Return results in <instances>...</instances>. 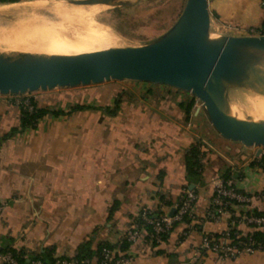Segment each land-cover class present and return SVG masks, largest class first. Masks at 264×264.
I'll list each match as a JSON object with an SVG mask.
<instances>
[{
    "label": "crops",
    "instance_id": "0c3cea01",
    "mask_svg": "<svg viewBox=\"0 0 264 264\" xmlns=\"http://www.w3.org/2000/svg\"><path fill=\"white\" fill-rule=\"evenodd\" d=\"M209 10L211 28L228 31L220 35L242 36L244 29L264 22V0H209ZM38 91L32 96L38 105L56 95ZM141 109L127 107L120 128L114 127L115 120L46 116L35 128L3 139L20 127L21 112L0 98V201L6 203L0 214V250L9 245L35 256L53 249L56 258L71 260L89 242L94 251L112 245L132 264H264V252L235 259L209 252L195 256L206 234L220 235L232 227L244 235L264 232V227L232 223L229 214L220 220L207 216L220 176L251 198L235 205L236 213L264 212L260 148L227 140L185 113L184 120H177L161 116L162 110L154 115ZM194 142L205 152L197 183L189 182L185 167ZM186 186L197 195L192 221L176 224L160 243L125 239L134 214L144 207L170 213Z\"/></svg>",
    "mask_w": 264,
    "mask_h": 264
},
{
    "label": "water",
    "instance_id": "95a60500",
    "mask_svg": "<svg viewBox=\"0 0 264 264\" xmlns=\"http://www.w3.org/2000/svg\"><path fill=\"white\" fill-rule=\"evenodd\" d=\"M67 3L107 4L113 8L132 5L116 0ZM210 28L209 0H186L174 25L142 46L106 47L71 55L0 52V94L18 95L111 80L166 85L201 101L211 126L223 138L259 147L260 153L264 147V120L227 108L223 91L227 83H234L264 95V35H220L212 39Z\"/></svg>",
    "mask_w": 264,
    "mask_h": 264
},
{
    "label": "rangeland",
    "instance_id": "374dc122",
    "mask_svg": "<svg viewBox=\"0 0 264 264\" xmlns=\"http://www.w3.org/2000/svg\"><path fill=\"white\" fill-rule=\"evenodd\" d=\"M116 1H130L132 5L119 8L107 4L73 5L67 3V0H22L13 4L0 3V27L11 28L18 34L7 41L0 40L2 46L0 52H18L7 49L17 47L70 54L103 47L142 46L167 32L177 21L186 2V0ZM225 33L228 31L215 27L210 29L212 39ZM243 34L242 36L253 35L252 28L244 29ZM263 57L261 58L264 59ZM38 92L41 91L23 95L32 97ZM45 92L47 93L42 94L56 95L46 97L44 104H37L39 107L68 111L75 104H83L96 108L58 118L50 114L47 120H115V128H120V124H124V110L127 107L139 106L142 108L140 111L147 109L154 115L162 110L161 116L165 118L175 117L177 120H184L185 115L179 111L177 103L192 96L170 86L134 80H111L73 88L58 87ZM255 94L253 90L234 83H227L223 91L225 102L246 115H251L252 112L247 97ZM12 97V94H0V98L7 103H11L9 101ZM117 100L120 101L117 113L115 115L104 113L106 108L114 109ZM189 120H204L211 126L201 102L195 105Z\"/></svg>",
    "mask_w": 264,
    "mask_h": 264
},
{
    "label": "built area",
    "instance_id": "2783aa9c",
    "mask_svg": "<svg viewBox=\"0 0 264 264\" xmlns=\"http://www.w3.org/2000/svg\"><path fill=\"white\" fill-rule=\"evenodd\" d=\"M253 35H264V29L252 28ZM11 103L25 110L32 111L35 106L31 103V98L26 95H16L10 98ZM199 102L196 99L195 105ZM202 105V103H201ZM193 108V109H194ZM201 161L204 157V150H201ZM264 155V147L261 148L259 158ZM214 192L210 198V209L208 210V218L220 220L224 215L229 214L234 224H247L257 228L264 227V214L256 215L250 210H244L236 213L234 208L237 204H248L251 201L250 196L242 193L234 185L231 180H225L220 176L213 183ZM197 199L194 190L185 187L174 206V213H162L152 208H141L131 218L130 224L125 233V239L130 243L142 242L146 239L154 243L162 242L164 236L168 234L176 224L186 222L188 217L192 221L193 206ZM6 203L0 201V214H2ZM124 238V237H123ZM202 252L214 253L222 259H235L243 253L254 254L264 252V242H256L254 239L238 240L233 242L230 233L224 232L221 236L215 234H206L202 243L196 249L195 256ZM59 264H90V259L78 261L59 260ZM101 264H132V258L121 250L115 248H104ZM0 264H21L20 261L10 251L0 253ZM28 264H42L40 260H32Z\"/></svg>",
    "mask_w": 264,
    "mask_h": 264
},
{
    "label": "trees",
    "instance_id": "16d2710c",
    "mask_svg": "<svg viewBox=\"0 0 264 264\" xmlns=\"http://www.w3.org/2000/svg\"><path fill=\"white\" fill-rule=\"evenodd\" d=\"M22 0H0L1 4H13L21 2ZM259 29H264V22L263 24L258 27ZM13 96H16L12 94ZM23 95V94H19ZM31 98V103L35 106V108L32 111L25 110L23 107H18L21 112V125L19 128L13 129L9 134H7L3 139H7L8 137L14 135L18 131H23L26 128H35L42 118L53 115L55 117L64 116V115H70L72 113L78 112V111H86V110H94V106L91 105H83V104H75L73 105L68 111L64 110H50V108L47 107H39L37 106V102L33 97ZM196 98L191 96L186 101H181L178 103V106L184 111V113L187 116V119L191 116L194 108ZM120 108V101L117 100L115 104V108L110 110L109 108L104 109V113L108 115H115L117 111ZM201 146L199 142H194L188 152L185 155V167H186V177L188 178L189 182L191 183H197V181L200 180L202 175V161H201ZM260 161L264 164V155L261 156ZM225 180H230L229 177H224ZM189 188V186H186ZM117 203L114 204L111 208V213L115 211L117 208ZM252 213L256 215H262L264 212H259L257 210H250ZM186 222H190V219L188 217L185 218ZM230 233L231 238L233 239V242H237L238 240H247L249 238L254 239L256 242H264V232L257 230L253 233L244 235L241 234L235 227H232L228 230ZM166 234L164 238L167 236ZM216 235V234H215ZM216 236H221L216 235ZM163 238V239H164ZM104 248H114L110 244H102L98 247L96 251L92 250L90 247V243L86 242L83 245H81L78 249V253L76 254L75 260H78L79 262L84 259H90V264H101L100 260L102 258V253ZM124 248V246H122ZM10 251L12 254L20 261L21 264H28L32 260H40L42 264H59L58 261L60 259L56 258L54 256V250H45L43 253L32 256L24 251L16 250L9 245L2 247L0 250V253ZM94 258H96V262H93ZM64 260V259H61Z\"/></svg>",
    "mask_w": 264,
    "mask_h": 264
},
{
    "label": "bare ground",
    "instance_id": "6f19581e",
    "mask_svg": "<svg viewBox=\"0 0 264 264\" xmlns=\"http://www.w3.org/2000/svg\"><path fill=\"white\" fill-rule=\"evenodd\" d=\"M17 35H18L17 32L14 30H11V28L0 27V40L7 41L10 38L17 36ZM1 47L2 46H0V48ZM104 48H106V47L94 49V50H88V51H84V52H91V51H96V50H100V49H104ZM7 49L13 50V51H18V52H38V53H42V54H55V53H50V52H42V51H38V50H31V49H24V48H17V47H8ZM84 52H77V53H70V54H57V55H71V54H79V53H84ZM245 102H246V100H245ZM247 103L250 106V108L252 109L251 115H249V116L252 118L264 120V95L256 93L255 95H253L251 97L248 96L247 97ZM225 105L227 108L235 110L227 102H225Z\"/></svg>",
    "mask_w": 264,
    "mask_h": 264
}]
</instances>
